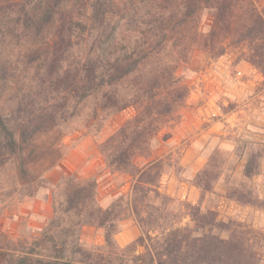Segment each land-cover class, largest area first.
<instances>
[{
  "label": "rangeland",
  "instance_id": "1",
  "mask_svg": "<svg viewBox=\"0 0 264 264\" xmlns=\"http://www.w3.org/2000/svg\"><path fill=\"white\" fill-rule=\"evenodd\" d=\"M115 1L122 11L126 8L125 16L111 15L98 41L106 40L116 29L120 42L128 38L131 44L139 42L141 35L128 30L125 17L142 14L157 0ZM253 2L264 16V0ZM213 23L208 10L198 9L191 21L169 35L162 52L137 73L136 81L145 83L151 71L174 67L177 84L171 89L187 88V95L171 113L154 117L150 135L134 159L139 169L157 164L154 191L163 197L149 199L152 209L141 207L142 223L130 208L136 178L109 167L105 159L106 142L148 103L128 79L118 87L121 109L105 106L101 95L84 100L73 115L69 106L64 120L22 142V153L0 169V250L10 245L20 251L41 238L54 216V205L64 199L59 184L63 178L78 176L82 181H96L100 207L118 204L119 230L113 246H106L103 229L84 226L80 232L84 248L111 257L114 264H134L136 257L146 253L140 245L127 249L141 235L146 237V245H153L169 230L194 229L188 205L214 211L218 220L241 225L239 229L248 233L264 262V73L249 62V42L238 43L236 36L217 40L211 51L206 48L203 39ZM2 50L0 65L6 59L12 63L6 74L0 72V110L8 113L34 87L35 80L22 53L6 47ZM81 57L79 47L69 62ZM158 91L157 98L172 100L168 87ZM252 154L260 155V170L249 178L245 166ZM211 162L217 166L218 178L208 191L197 186V177ZM248 190L257 204L230 198Z\"/></svg>",
  "mask_w": 264,
  "mask_h": 264
},
{
  "label": "trees",
  "instance_id": "2",
  "mask_svg": "<svg viewBox=\"0 0 264 264\" xmlns=\"http://www.w3.org/2000/svg\"><path fill=\"white\" fill-rule=\"evenodd\" d=\"M198 9L213 16V28L203 39L206 48L219 39L236 36L238 43L249 42V62L264 73V16L253 0H157L142 14L125 17L128 30L141 35L134 44L131 38L120 42L116 29L106 40L98 41L111 15L125 16L126 8L122 11L115 0H0V53L4 47L22 53L27 68L34 70L35 80L17 107L8 113L0 110V169L22 153V142L49 124L64 120L69 106L73 115L84 100L101 95L105 106L121 109L118 87L131 79L133 87L136 84L139 88L136 92L141 91L148 103L106 142L105 159L109 167L136 178L130 208L142 223L141 207L152 209L149 199L163 197L154 191L157 164L139 169L134 159L150 135L154 117L171 113L187 95V88L171 89L177 84L174 67L151 71L145 83L136 81L137 73L162 52L169 35L191 21ZM79 47L82 57L69 62ZM11 64L6 59L0 65L1 74H6ZM166 87L170 102L157 98L158 90ZM216 168L212 162L207 165L197 177V186L211 190L218 178ZM259 170L260 155L252 154L245 174L254 177ZM59 188L64 199L54 205V216L41 238L20 251L10 245L1 248L0 264H114L111 257L84 248L80 232L84 226L103 229L106 246H113L119 230L118 204L107 209L97 204L95 180L71 176L63 178ZM230 198L241 204H257L251 190ZM188 208L195 228L169 230L153 245H146V237L141 235L127 247L146 249L134 264H264L248 233L239 229L241 225L218 220L214 211H202L195 205Z\"/></svg>",
  "mask_w": 264,
  "mask_h": 264
}]
</instances>
